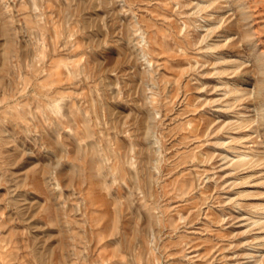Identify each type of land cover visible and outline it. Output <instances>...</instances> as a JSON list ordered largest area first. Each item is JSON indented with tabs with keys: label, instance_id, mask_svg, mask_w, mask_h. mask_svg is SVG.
<instances>
[{
	"label": "rangeland",
	"instance_id": "obj_1",
	"mask_svg": "<svg viewBox=\"0 0 264 264\" xmlns=\"http://www.w3.org/2000/svg\"><path fill=\"white\" fill-rule=\"evenodd\" d=\"M0 264H264V0H0Z\"/></svg>",
	"mask_w": 264,
	"mask_h": 264
}]
</instances>
